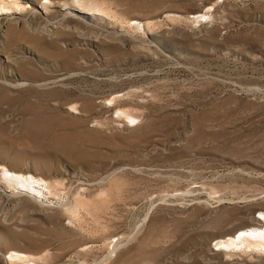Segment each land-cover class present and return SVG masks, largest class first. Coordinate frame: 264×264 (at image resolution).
I'll return each instance as SVG.
<instances>
[{"label":"rangeland","instance_id":"1","mask_svg":"<svg viewBox=\"0 0 264 264\" xmlns=\"http://www.w3.org/2000/svg\"><path fill=\"white\" fill-rule=\"evenodd\" d=\"M20 1L36 15L0 39V179L45 186L0 185V264H264L218 246L264 232V0H91L109 18L54 27L71 0Z\"/></svg>","mask_w":264,"mask_h":264},{"label":"bare ground","instance_id":"2","mask_svg":"<svg viewBox=\"0 0 264 264\" xmlns=\"http://www.w3.org/2000/svg\"><path fill=\"white\" fill-rule=\"evenodd\" d=\"M22 4L23 2L20 0H9V1L0 0V39L1 37L4 36L5 30L3 28L5 26H8V27L11 26L10 28H8L7 34L12 36L16 33V28L14 27V25L16 26L22 22L23 23L25 22L27 25H29L30 21L34 22L36 12L32 11V13H30L29 16L23 17L22 15L25 10V5H22ZM52 6H56V4L53 3L52 1H46V3H42L41 9L42 10L49 9ZM60 7L62 11L68 12L66 13L67 15L65 16L63 15V17L59 18L56 21H52V22L49 19L45 18L46 21L53 27L55 25L63 24L66 18H70L69 16L77 17L80 20H83L89 26L95 25L94 23L95 18H109L107 12H105L100 7V5L96 3V1L71 0L70 2H65L61 4ZM128 25L130 28H137L140 30L141 29L146 30L147 28L146 24H142L141 22H138L134 19L130 20ZM2 31H3V35H1ZM104 37H108V34L103 33L100 36L95 37L96 39H92L91 41L86 42V43L96 45L95 42H98L100 39ZM0 185L4 186V189H2V191L6 193L14 191L13 192L14 194L19 195V196H27L31 198L32 200L36 201V203H40L39 199L44 195L43 186L45 185L39 184V181L34 176H32L31 174H20L17 172H13L4 166L2 167ZM261 214L264 216L263 211L261 212ZM254 221H255L254 222L255 224L259 223V224L264 225V218L262 217L261 218L257 217L256 220ZM239 230L237 231L235 235L230 236L227 239L219 240L218 241V246H220L219 250H222L223 252L225 248H229V247L238 248V246H241V245L246 246L245 244H248V246L250 244H256V246H264V241H263L264 232L259 233L258 231H248V230L239 231ZM214 250L216 251V249ZM11 254H12L11 257L13 258L20 259V258L25 257L23 254H20L17 252H12Z\"/></svg>","mask_w":264,"mask_h":264}]
</instances>
